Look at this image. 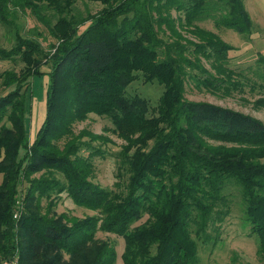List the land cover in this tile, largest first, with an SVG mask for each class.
Here are the masks:
<instances>
[{"label":"trees","instance_id":"16d2710c","mask_svg":"<svg viewBox=\"0 0 264 264\" xmlns=\"http://www.w3.org/2000/svg\"><path fill=\"white\" fill-rule=\"evenodd\" d=\"M77 1L0 0L1 23L28 14L53 39L45 47L40 30L14 25L15 44L0 47V60L24 64L0 72V262L19 255V264H117L115 246L97 237L103 231L123 238V264H198V240L219 239L210 229L235 196L264 261V122L185 96L192 79L215 94L248 86L264 107V55L233 68L234 47L200 25L212 20L250 36L244 0H95L106 6L94 16L78 13ZM47 9L54 20L41 14ZM45 64L47 117L31 140L28 95ZM136 80L164 87L158 104L128 93ZM90 113L109 118L127 141L120 189L92 179L101 148L80 154L74 126ZM63 194L95 213L58 214Z\"/></svg>","mask_w":264,"mask_h":264},{"label":"rangeland","instance_id":"374dc122","mask_svg":"<svg viewBox=\"0 0 264 264\" xmlns=\"http://www.w3.org/2000/svg\"><path fill=\"white\" fill-rule=\"evenodd\" d=\"M247 10L249 11L254 29L250 36H245L238 31L217 26L212 20L200 23L218 33L226 42L234 47L232 52V67L236 69L246 68L255 63L260 54L264 55V0H244ZM105 3L95 0H78L76 3L77 12L83 16L97 15L103 8ZM42 15L54 20L52 10H43ZM174 17L177 16L175 10L172 11ZM91 18V17H90ZM14 24L7 25L0 22V47L10 50L16 40V26H23V33H29L30 29L42 33L40 38L43 45L48 47V43L53 39L48 34V29L37 19L32 20L28 14H24L18 20H13ZM16 25V26H14ZM179 32L192 40H195L192 33L183 29ZM29 35V34H28ZM45 37V39H43ZM23 63L13 62L11 60H0V72L5 70H18L23 67ZM208 66L207 63H205ZM49 66L45 64L43 71L45 73L36 75L32 78V87L28 95V107L26 116V126L29 138L33 140L41 128L47 117V92L49 87L50 75L48 73ZM193 81H187L186 98L192 101H205L225 108L250 114L264 122V107H257L255 100L261 96L258 92H251L249 87H245V91H236L230 95L222 93L215 94L205 89L196 87ZM6 90L5 86L0 85V95ZM129 94H139L147 98L152 104H158L159 98L163 93L164 87L154 81L144 83L142 80L134 81L128 87ZM75 132L77 135H83L78 139L81 144L80 154H89V147L101 148L103 156L97 155L94 158L95 171L92 177L93 181L104 187L120 189L117 183L123 182V177L118 175L119 153L123 145L127 144L125 138L118 136L112 129L113 125L109 118L100 116L96 113H90L83 121L75 124ZM90 133L87 135L86 133ZM85 133V135H84ZM1 156V155H0ZM1 158V157H0ZM41 173L36 176L39 177ZM2 175L0 174V182ZM123 187V185H122ZM47 201L44 200L42 205L47 208ZM59 213H66L70 217L83 218L86 215H92L93 210L81 207L74 201L63 194L61 200L54 207ZM45 211V210H44ZM212 238L211 242L199 241V263L198 264H264L257 253L256 237L250 234V227L244 219L243 207L238 196L233 197L232 210L226 216L224 221L218 224V228L210 229ZM97 237L108 240L117 250V264H123L121 255L124 250V240L114 233L99 231ZM18 264L20 263L19 255Z\"/></svg>","mask_w":264,"mask_h":264},{"label":"built area","instance_id":"2783aa9c","mask_svg":"<svg viewBox=\"0 0 264 264\" xmlns=\"http://www.w3.org/2000/svg\"><path fill=\"white\" fill-rule=\"evenodd\" d=\"M0 264H18V256L15 255L12 258L5 259Z\"/></svg>","mask_w":264,"mask_h":264}]
</instances>
